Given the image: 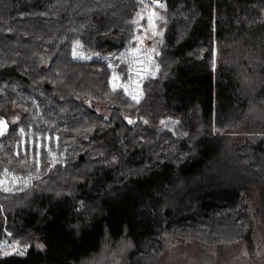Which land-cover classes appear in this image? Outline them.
Returning a JSON list of instances; mask_svg holds the SVG:
<instances>
[{
  "label": "trees",
  "instance_id": "1",
  "mask_svg": "<svg viewBox=\"0 0 264 264\" xmlns=\"http://www.w3.org/2000/svg\"><path fill=\"white\" fill-rule=\"evenodd\" d=\"M141 1L0 0V116L11 125L0 136V264H78L123 236L127 264H157L165 235L225 246L251 234L245 187L184 192L216 153L215 111L245 106L211 49L260 30L264 0H163L152 57L136 52ZM233 150L264 181V135Z\"/></svg>",
  "mask_w": 264,
  "mask_h": 264
},
{
  "label": "rangeland",
  "instance_id": "2",
  "mask_svg": "<svg viewBox=\"0 0 264 264\" xmlns=\"http://www.w3.org/2000/svg\"><path fill=\"white\" fill-rule=\"evenodd\" d=\"M135 23L146 20V37L136 52L146 50L152 57L151 45L160 41L159 22L163 0H143ZM264 20V16H263ZM227 59L225 65L224 61ZM214 73L221 69H233L239 81V102L244 107L217 109L207 125V135L217 148L210 162L199 168L198 178L184 193L200 190L207 192H231L241 185L248 191L250 210L254 214V226L249 237L241 242L225 246H211L192 238L165 235L162 242L166 249L159 255L157 264H264V181L248 166L238 162L233 146L246 140H257L264 135V107L256 102L261 86V69L264 66V23L241 43L226 46L215 44L210 52ZM103 107V104H98ZM12 117L17 120L19 116ZM11 121V120H10ZM13 122V121H11ZM175 121H165L161 126L176 135L180 134ZM227 132L229 135L219 134ZM217 133V134H216ZM133 243L123 236L118 240L106 239L102 248L78 264H127ZM144 264V262H143Z\"/></svg>",
  "mask_w": 264,
  "mask_h": 264
},
{
  "label": "snow or ice",
  "instance_id": "3",
  "mask_svg": "<svg viewBox=\"0 0 264 264\" xmlns=\"http://www.w3.org/2000/svg\"><path fill=\"white\" fill-rule=\"evenodd\" d=\"M79 45H77V47H76V49H74L73 50V56H74V58H83V57H78L77 56V51H78V49H79ZM153 51H154V49H153ZM113 79L115 80V79H117V77H113ZM116 89H117V86L114 84L113 85V91H116ZM126 90V89H125ZM134 100H136V97L135 96H133L132 97ZM136 103H139V100H136ZM0 123H2V122H0ZM129 123H131V121H129ZM38 162V161H37ZM5 171V174H7V169H5L4 170ZM37 178H39V177H37ZM32 179V177L30 176V177H28V180L30 181ZM25 183H27V181H25ZM4 191H9V189H7V188H5L4 189ZM11 247H15V245H11ZM11 254H13V253H10V252H4V255H11ZM15 254H19V255H23L24 253H23V251H19V250H17V252L15 253Z\"/></svg>",
  "mask_w": 264,
  "mask_h": 264
},
{
  "label": "water",
  "instance_id": "4",
  "mask_svg": "<svg viewBox=\"0 0 264 264\" xmlns=\"http://www.w3.org/2000/svg\"><path fill=\"white\" fill-rule=\"evenodd\" d=\"M0 136L6 137L10 132V122L7 120L6 117L0 116Z\"/></svg>",
  "mask_w": 264,
  "mask_h": 264
}]
</instances>
